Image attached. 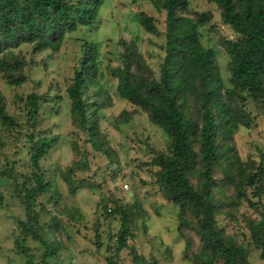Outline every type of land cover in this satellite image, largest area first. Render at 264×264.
<instances>
[{"label": "trees", "instance_id": "16d2710c", "mask_svg": "<svg viewBox=\"0 0 264 264\" xmlns=\"http://www.w3.org/2000/svg\"><path fill=\"white\" fill-rule=\"evenodd\" d=\"M131 1L137 4L143 0ZM208 1L217 5L224 25L237 35L236 41L221 40L229 56L230 88L224 85L216 53L202 43L201 30L211 24L213 14L190 17V0H151L156 10L165 14L164 56L157 74L137 43L126 40L119 42L122 64L109 72L117 82L120 98L145 112L150 123L167 137L165 149L151 150V160L144 167H150L152 184L166 202L179 209V230L191 228L199 239L195 248L193 240L185 237L184 259L194 264H251L253 249L264 260V157L260 163L244 161L235 136L242 126L250 129L254 123L245 108L249 102L264 110V0ZM105 2L0 0V75L6 83L20 87L28 80L29 63L15 49L30 45L34 54L58 53L68 35L96 25ZM138 18L146 33L161 35L154 17L141 13ZM98 74L99 46L87 42L80 67L67 88L72 124L77 130L73 150L80 159L66 170L63 179L73 194L78 188L97 186L74 179L79 171H86L82 160L90 158L80 150L81 139L86 138L97 154L106 155L111 162L116 159L101 131L99 112L103 107L85 99L91 86L98 87L96 97L101 94ZM16 98L24 106V120L20 123L7 111L5 98L0 95V125L25 140L31 172L21 175L6 159L0 177L13 182L25 209L26 219L16 224L17 252L26 258V264H35L26 242H38L44 248L40 264H52L63 248L57 234L66 229L56 217L50 224L42 223V215L49 213L42 199L48 197L57 205L61 198L41 166L57 143L56 137L40 131L41 113L49 95L32 93ZM121 118L128 122L131 115L123 112ZM197 173L195 184L192 176ZM98 188L103 191L98 209L106 221L119 224L117 234L109 239L107 250L113 257L108 262L120 264V253L129 250L133 264H159L138 255L128 243L135 221L145 216L142 206L124 203L105 182ZM245 205L259 217H243L249 233L240 240L236 233L229 234L219 226L217 216L225 213L236 219V212ZM101 227L97 222V252L103 249L98 234Z\"/></svg>", "mask_w": 264, "mask_h": 264}, {"label": "rangeland", "instance_id": "374dc122", "mask_svg": "<svg viewBox=\"0 0 264 264\" xmlns=\"http://www.w3.org/2000/svg\"><path fill=\"white\" fill-rule=\"evenodd\" d=\"M190 17L196 14H213L210 25L201 30L202 43L217 55L224 85L230 88L229 56L221 45V40L236 41L237 35L230 27L224 25L221 11L216 4L208 0H190ZM146 13L155 18L161 35L146 33L139 22V15ZM165 14L159 13L151 0H143L137 4L131 0H106L99 19L91 28H81L67 36L62 49L58 53L46 51L34 54L30 45H23L14 50L29 63L26 68L27 82L20 87H11L0 75V95L5 98L7 111L21 123L25 118L24 106L17 101V96L25 97L32 93L49 95V103L41 113L40 131L57 138V143L47 157L41 162L42 169L53 185V190L61 198L55 205L44 197L42 202L47 211L42 215V223L50 224L56 217L66 229L57 234L63 245L60 256L51 260L52 264H110L108 258L113 253L107 250L109 239L117 234L118 223H110L103 217L98 204L103 191L98 188L103 182L108 190L124 203L140 204L144 210V218H137L132 229L133 237H129V245L138 255L148 260L155 259L159 264H194L184 259L185 237L191 238L194 247L199 246V239L191 228L179 230V209L168 204L152 184L153 176L150 167H144L151 160V150L165 149L167 137L162 130L153 126L142 110L133 108L122 100L117 92V82L111 77L109 69L120 66L123 49L120 40L134 41L148 64L157 74L164 52ZM96 43L99 46L98 81L102 92L96 97L98 87L91 86L85 99L89 104L99 103L101 131L106 135L108 147L116 155L111 160L106 155L97 154L87 142L80 140V150L89 153V159H83L86 171H79L74 178L97 185L78 188L73 194L69 191L63 174L80 158L75 156L74 143L77 130L72 124L71 106L67 96L75 71L80 67L85 43ZM246 111L251 113L254 121L250 129L242 126L235 136L236 148L244 161L255 160L260 163L264 157V110L258 109L255 103L249 102ZM94 109V108H93ZM136 111V112H135ZM123 112L131 115V120L124 122ZM6 159L14 165L21 175L29 174L30 158L25 140L18 138L13 131H6L0 125V168L6 165ZM1 171V169H0ZM2 171L0 172V174ZM198 183V173L192 176ZM78 183V182H77ZM0 264H26V258L16 250V224L25 220V209L17 199L13 182L0 177ZM225 209H223L224 211ZM236 219L225 213L217 216L219 226L229 234L248 235L244 216L257 219L254 209L247 205L236 212ZM102 225L101 235L103 249L96 251L97 231L95 225ZM47 236L52 238L46 230ZM117 240V239H116ZM26 245L34 255V263L40 264L44 248L38 242L28 240ZM120 264H133L129 250L120 253ZM251 264H264L260 253L252 250Z\"/></svg>", "mask_w": 264, "mask_h": 264}]
</instances>
